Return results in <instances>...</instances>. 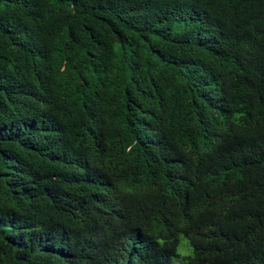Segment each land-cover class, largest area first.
I'll return each mask as SVG.
<instances>
[{
    "label": "trees",
    "instance_id": "16d2710c",
    "mask_svg": "<svg viewBox=\"0 0 264 264\" xmlns=\"http://www.w3.org/2000/svg\"><path fill=\"white\" fill-rule=\"evenodd\" d=\"M0 264H264V0H0Z\"/></svg>",
    "mask_w": 264,
    "mask_h": 264
},
{
    "label": "rangeland",
    "instance_id": "374dc122",
    "mask_svg": "<svg viewBox=\"0 0 264 264\" xmlns=\"http://www.w3.org/2000/svg\"><path fill=\"white\" fill-rule=\"evenodd\" d=\"M187 246V247H186ZM178 251L181 254H187L190 252V248L187 245V241L185 239H182L178 246Z\"/></svg>",
    "mask_w": 264,
    "mask_h": 264
}]
</instances>
